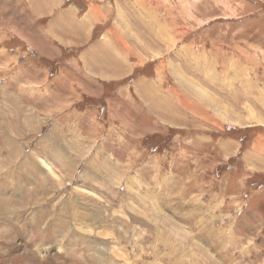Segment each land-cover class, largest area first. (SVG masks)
Segmentation results:
<instances>
[{
    "label": "rangeland",
    "instance_id": "374dc122",
    "mask_svg": "<svg viewBox=\"0 0 264 264\" xmlns=\"http://www.w3.org/2000/svg\"><path fill=\"white\" fill-rule=\"evenodd\" d=\"M54 2L0 0V264H264V0Z\"/></svg>",
    "mask_w": 264,
    "mask_h": 264
},
{
    "label": "crops",
    "instance_id": "0c3cea01",
    "mask_svg": "<svg viewBox=\"0 0 264 264\" xmlns=\"http://www.w3.org/2000/svg\"><path fill=\"white\" fill-rule=\"evenodd\" d=\"M46 1L48 2V5H46V3H45ZM57 2H58V0H57ZM35 4H38V7H36ZM35 4L33 5V9L34 10L37 9L39 11V12L37 11L36 13H34V15L36 17H39L40 14L42 16L50 15L51 13L49 12V10L52 9L55 6V4H56V6L58 5L57 3L54 2V0H35ZM62 10L63 11L57 16V22L61 21L63 23V25L65 26L64 30H67L69 32L76 31V30L79 31L81 29L80 31L83 32V35L81 37H79V41L82 43H84V42L86 43V41L88 40L87 38H89V30L91 27L90 24L88 25L90 20H84V19L83 20H77V22H82V26L79 27L78 29L77 28L75 29L74 28L75 26L73 24L67 25L64 22L67 21L66 16H70L72 19V22H74L76 24L77 22H75V20L73 18V13H76V11L75 12L72 11V8H70V7L62 8ZM89 19H91V15H90Z\"/></svg>",
    "mask_w": 264,
    "mask_h": 264
},
{
    "label": "bare ground",
    "instance_id": "6f19581e",
    "mask_svg": "<svg viewBox=\"0 0 264 264\" xmlns=\"http://www.w3.org/2000/svg\"><path fill=\"white\" fill-rule=\"evenodd\" d=\"M105 55V54H104ZM102 57V56H101ZM104 59H105V57H103ZM112 59L113 58H111V60L110 61H112ZM109 61V59H106V60H104V62L103 63H100V65H102V64H104L105 66H107V62ZM110 61H109V65H110ZM106 63V64H105ZM143 85V84H142ZM141 85V86H142ZM143 90H145V92H146V94L147 95H150L149 96V98L151 99L150 101L152 102V103H155L156 102V100L157 99H155L157 96H152L153 95V93H154V91L152 90V88L151 87H149L147 84H144L143 86ZM156 90V89H155ZM157 93V92H156ZM178 95V97L180 96L179 94H177ZM185 103V102H184ZM12 136V135H11ZM7 139L6 140H8V139H10V134H9V136H7L6 137ZM6 144H7V142H6ZM8 145H10V144H8ZM11 146V145H10ZM11 148V147H10ZM38 170V169H37ZM41 187V186H40ZM46 187V186H45ZM43 192V191H42ZM1 205H4V204H1ZM5 209H9V208H7V206L5 207ZM9 211V210H8ZM8 214H10V212L8 213ZM74 214V213H73Z\"/></svg>",
    "mask_w": 264,
    "mask_h": 264
}]
</instances>
